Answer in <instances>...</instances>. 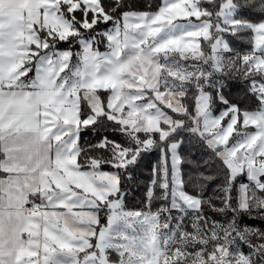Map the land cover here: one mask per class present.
Masks as SVG:
<instances>
[{
    "label": "snow or ice",
    "instance_id": "obj_1",
    "mask_svg": "<svg viewBox=\"0 0 264 264\" xmlns=\"http://www.w3.org/2000/svg\"><path fill=\"white\" fill-rule=\"evenodd\" d=\"M0 264H264V0H0Z\"/></svg>",
    "mask_w": 264,
    "mask_h": 264
},
{
    "label": "trees",
    "instance_id": "obj_2",
    "mask_svg": "<svg viewBox=\"0 0 264 264\" xmlns=\"http://www.w3.org/2000/svg\"><path fill=\"white\" fill-rule=\"evenodd\" d=\"M155 159V157H153ZM140 198V193H137L134 197L130 198V206L138 204Z\"/></svg>",
    "mask_w": 264,
    "mask_h": 264
}]
</instances>
